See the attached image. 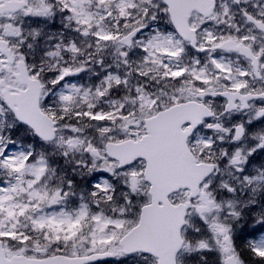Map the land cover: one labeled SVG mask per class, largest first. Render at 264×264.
<instances>
[{"label": "snow or ice", "instance_id": "obj_1", "mask_svg": "<svg viewBox=\"0 0 264 264\" xmlns=\"http://www.w3.org/2000/svg\"><path fill=\"white\" fill-rule=\"evenodd\" d=\"M0 264H264V0H0Z\"/></svg>", "mask_w": 264, "mask_h": 264}]
</instances>
